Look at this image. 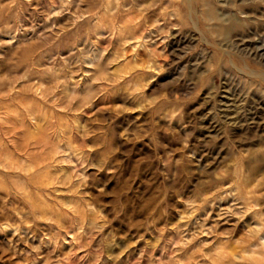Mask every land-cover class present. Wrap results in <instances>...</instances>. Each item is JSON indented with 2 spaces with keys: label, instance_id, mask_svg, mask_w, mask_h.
I'll return each instance as SVG.
<instances>
[{
  "label": "rangeland",
  "instance_id": "374dc122",
  "mask_svg": "<svg viewBox=\"0 0 264 264\" xmlns=\"http://www.w3.org/2000/svg\"><path fill=\"white\" fill-rule=\"evenodd\" d=\"M0 264H264V0H0Z\"/></svg>",
  "mask_w": 264,
  "mask_h": 264
}]
</instances>
